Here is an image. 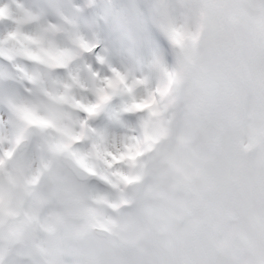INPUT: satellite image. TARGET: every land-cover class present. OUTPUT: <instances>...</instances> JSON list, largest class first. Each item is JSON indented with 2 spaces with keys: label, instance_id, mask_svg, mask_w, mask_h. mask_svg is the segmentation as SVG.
Wrapping results in <instances>:
<instances>
[{
  "label": "rangeland",
  "instance_id": "374dc122",
  "mask_svg": "<svg viewBox=\"0 0 264 264\" xmlns=\"http://www.w3.org/2000/svg\"><path fill=\"white\" fill-rule=\"evenodd\" d=\"M176 4L157 23L178 26L187 45L173 50V67L163 53L150 65L169 94L139 180L114 177L118 187L104 192L53 169L14 201L0 193V233L43 264H201L206 232L221 248L218 264H264V0ZM153 153L156 167L147 164ZM90 225L113 228L128 244L115 250Z\"/></svg>",
  "mask_w": 264,
  "mask_h": 264
},
{
  "label": "snow or ice",
  "instance_id": "6c2138e0",
  "mask_svg": "<svg viewBox=\"0 0 264 264\" xmlns=\"http://www.w3.org/2000/svg\"><path fill=\"white\" fill-rule=\"evenodd\" d=\"M165 7L176 0H0V193L14 201L53 169L104 192L139 180L169 94L150 65L187 45L159 27ZM0 264L43 261L0 233Z\"/></svg>",
  "mask_w": 264,
  "mask_h": 264
},
{
  "label": "water",
  "instance_id": "95a60500",
  "mask_svg": "<svg viewBox=\"0 0 264 264\" xmlns=\"http://www.w3.org/2000/svg\"><path fill=\"white\" fill-rule=\"evenodd\" d=\"M202 116L206 124H209V111L207 107L202 109ZM44 177L47 178L46 175ZM92 232L95 236L102 239L114 238L113 245L116 248H123L126 244V240L121 238L117 233H111L103 228L92 227ZM220 254V249L213 239V237L207 233L203 238V243L200 246V255L204 260V264H217V258Z\"/></svg>",
  "mask_w": 264,
  "mask_h": 264
}]
</instances>
